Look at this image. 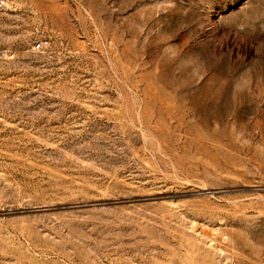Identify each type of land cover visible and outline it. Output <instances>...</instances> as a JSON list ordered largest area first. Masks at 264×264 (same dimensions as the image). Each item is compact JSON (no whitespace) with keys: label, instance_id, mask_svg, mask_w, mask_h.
<instances>
[{"label":"rangeland","instance_id":"1","mask_svg":"<svg viewBox=\"0 0 264 264\" xmlns=\"http://www.w3.org/2000/svg\"><path fill=\"white\" fill-rule=\"evenodd\" d=\"M0 2V264H264V0Z\"/></svg>","mask_w":264,"mask_h":264},{"label":"built area","instance_id":"2","mask_svg":"<svg viewBox=\"0 0 264 264\" xmlns=\"http://www.w3.org/2000/svg\"><path fill=\"white\" fill-rule=\"evenodd\" d=\"M3 5V2H0V6H2ZM34 48L36 49V50H40V49H42L43 48V43L42 42H39L38 44H36L35 46H34Z\"/></svg>","mask_w":264,"mask_h":264}]
</instances>
